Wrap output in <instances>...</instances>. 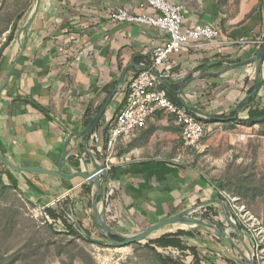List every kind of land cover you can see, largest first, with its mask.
Returning a JSON list of instances; mask_svg holds the SVG:
<instances>
[{"label":"crops","instance_id":"1","mask_svg":"<svg viewBox=\"0 0 264 264\" xmlns=\"http://www.w3.org/2000/svg\"><path fill=\"white\" fill-rule=\"evenodd\" d=\"M170 1L184 6L185 28L209 24L219 31L222 42L251 43L217 44L173 55L164 67L156 68L165 75L162 88L172 101L198 114L219 141L246 145L262 140L264 61L259 53L264 43V0ZM117 8L154 12L146 0H41L21 37L23 52L9 85L0 95V153L16 167L57 173L67 152L62 170L66 175L91 174L97 165H105L107 172L110 165L114 171L107 172L104 193L113 188L114 195L106 203L98 201V209L122 237L211 205L219 207L227 220L230 216L219 202L223 197L199 162L209 148V134L184 150L176 117L157 112L132 137L120 139L113 157H108L105 131L124 108L129 83L144 65H152L155 49L168 40L167 33L156 27L110 21ZM20 53L17 37L5 52L2 72ZM2 72L0 84L8 74ZM252 88L254 100L249 102ZM109 99L97 129L84 133L88 114L102 109ZM255 114L259 120L247 123ZM10 178L36 206L69 196L76 219L91 231L99 226L89 207L94 189L92 195L84 192L90 184L85 178L13 170Z\"/></svg>","mask_w":264,"mask_h":264},{"label":"rangeland","instance_id":"2","mask_svg":"<svg viewBox=\"0 0 264 264\" xmlns=\"http://www.w3.org/2000/svg\"><path fill=\"white\" fill-rule=\"evenodd\" d=\"M35 4L36 1L34 2V0H0V32L9 29L8 32L0 35V44L6 41L13 23L17 21V17L29 11L30 6H32V13ZM26 19L27 14H25V17L19 24L21 29L29 18ZM7 68L8 66L6 70ZM207 139L209 140V148H206L205 152L200 154L199 162L211 180L219 184L222 180H227L231 176L236 175L238 168H240V171L247 175H252L254 183L262 187L258 188L259 190L256 193L258 195L256 197L250 195L242 202V204L246 205L255 220H245L243 222L234 216H230L226 220L223 218V213L221 212L213 222L203 219L207 225L214 224L215 228L200 224L177 223L158 230L154 235L175 232L178 229L195 230V239L188 240V244L198 249L202 264H228L227 258H238L239 252L235 246L246 256L251 252L256 262L264 264V142L258 138L246 145L240 142L231 144L229 138V140L219 141L213 133L209 134ZM220 194L223 199V194L235 196L228 190L220 191ZM15 195L1 197L0 205H6L12 209L15 207L16 209L21 208L25 220H20L18 217L11 215L7 217L1 215L0 253L6 251L11 254L16 250L26 247L31 237L37 243L41 240V237H44L42 235H35L36 233L34 234L30 229L32 228L30 220L35 219L40 222L44 216L41 213V207L31 205L18 194L15 193ZM204 211V207H199L193 210L188 217L200 220ZM11 217H14V227H17V230H11L2 234L3 224ZM238 224L243 225V234L240 238L235 236L232 238ZM99 228L100 226H97L92 231V234L94 239L103 240L99 234ZM220 232H223V234ZM132 235H123V237ZM55 239L59 244H65L72 237L65 238L58 236ZM104 242L108 243V240H104ZM133 245L117 248L97 243L90 244L77 239L76 243L72 244L70 249L63 252L61 256H58L57 252H51L47 254L48 256L43 262L44 264H160L149 250L143 246ZM42 251V253L45 252L44 250ZM177 257H181L187 264L193 262V255L190 253L181 254Z\"/></svg>","mask_w":264,"mask_h":264},{"label":"built area","instance_id":"3","mask_svg":"<svg viewBox=\"0 0 264 264\" xmlns=\"http://www.w3.org/2000/svg\"><path fill=\"white\" fill-rule=\"evenodd\" d=\"M146 2L154 10L153 13L136 14L124 8H117L109 15L110 21L114 23L156 27L168 35L166 43L155 49L152 65L150 67L144 65L141 72L132 78L127 87L126 104L108 129L106 149L109 158L113 157L117 142L120 139L132 137L138 130L145 127L157 112L176 117L181 126L184 150L199 145L210 133L202 118L184 103L178 104L172 101L166 90L162 88V82L152 71L158 67H164L173 55H181L198 48L217 44L227 43L245 46L251 43L246 39L222 42L219 40V31L209 24L185 28L184 6L181 4H174L170 0H146ZM159 74L162 79L165 77L163 71ZM262 140L264 141V136H262ZM110 170L111 166L106 165V171L109 172ZM113 195L114 189L112 188L102 199L106 203ZM223 196L229 208L230 216H234L243 222L254 219L246 205L242 204L237 197L229 194H223ZM60 200L56 199L41 207L42 215H45L44 211L47 207L56 206ZM159 251L174 256L181 255V252L174 248L159 249ZM253 259L255 261V257Z\"/></svg>","mask_w":264,"mask_h":264},{"label":"trees","instance_id":"4","mask_svg":"<svg viewBox=\"0 0 264 264\" xmlns=\"http://www.w3.org/2000/svg\"><path fill=\"white\" fill-rule=\"evenodd\" d=\"M36 0H34L35 2ZM32 6L29 7V11L26 13L20 14L17 17V21H15L10 29V33L7 36L6 41L3 44H0V73L5 70V64H6V57L5 52L10 47V45L16 41L18 37V33L21 30L19 27V24L21 20L25 17V14H27V19L29 18V15L31 13ZM26 19V20H27ZM9 29L3 30L0 32L1 34H4L8 32ZM9 68H7L8 72ZM137 70V69H136ZM1 85V84H0ZM9 84H7L6 89ZM164 89H166L163 86ZM113 91V90H112ZM112 91L110 92V95L112 94ZM254 92V88L250 89V94ZM254 95L249 98V102L254 100ZM178 103V102H177ZM179 104V103H178ZM38 106L37 104H35ZM101 108H97L94 112H90L88 114V118L85 121V127L89 125V123L92 121L94 116L99 112ZM262 117H264V113L261 114ZM259 115H251L247 121V123L253 124L256 123L259 120ZM234 120H238L235 118ZM246 122V121H241ZM106 137L108 139V128H106ZM88 134L83 135L84 138H86ZM107 143V140H106ZM70 146H68V149ZM87 151L88 146H87ZM68 160V157L66 158ZM114 169L111 168L109 173L112 175ZM12 170H10L8 167H6L1 161H0V198L1 197H9V196H16L18 194L21 196V198L25 199L27 202H29L31 205H35L31 203L26 197L24 196V191L19 188L18 185L14 184L10 178V173ZM235 179L234 181H232ZM228 180V181H227ZM227 180H222L219 184H215L217 189L219 191L228 190L235 195L234 197L238 196L237 198L242 203L243 200L247 199L250 195L253 197H256L258 194L257 190L258 188H262L254 183V179L252 175H247L246 173L240 171V168H238L236 175L233 177L231 176ZM227 181V182H226ZM262 186V185H261ZM94 189L93 198L90 199L89 207L93 208V203L96 199L98 189L97 186L94 183L89 184L88 188H84V192L88 195H92ZM106 193H104L105 195ZM223 201H225L223 198H221ZM98 199V201H100ZM36 206V205H35ZM205 211L202 213L201 217L204 220L213 222L214 219L221 214V210L219 207H215L214 205L211 206H205ZM45 215L42 217L40 222L36 221L35 219L30 220L31 222V231L34 232L35 235H42L44 237H41V240L37 243L34 242V238H30V242L27 244L26 247L16 250L13 253L9 254L8 252L4 251L0 253V264H44L45 258H47V254L51 252H57L56 254L58 256H61L63 252L70 249L72 244L76 243L77 239H80L86 243H97L99 245H107L110 246V241L114 242H121L123 241V237L121 235H118L116 233L110 234L109 237L106 236L101 228H99V234L101 235L103 240L94 239L92 231L84 225L82 221H79L75 217V211H74V203L72 199L69 196L64 197L62 200H60L56 206L47 207L44 211ZM1 215H4L5 217L11 215L14 217H18L20 220L25 218L23 217V213L21 211V208L14 209L7 207L6 205H0V220ZM14 217H11L8 219L6 223L2 226V234L6 232H10L11 230H17V227L15 226ZM40 223V224H39ZM17 225V224H16ZM12 228V229H11ZM243 225L238 224L237 228L234 230V235L232 238L238 237L240 238L243 234ZM0 230H1V221H0ZM157 231H155L150 237L146 238L145 240L138 242L134 244L133 246H143L145 249L149 250L156 260L160 264H187L181 257L174 256L172 254H165L159 251V249H168V248H174L181 252V254H187L190 253L193 255V262L191 264H202V260L200 259V254L198 252V249L196 247L190 246L188 244V240L195 239L196 231L193 229L190 230H184V229H178L175 232H166L161 235H154ZM30 235V234H29ZM65 237L68 238L69 236L72 237L70 241H67V243L62 244L56 241L55 237ZM222 239V238H221ZM104 240H108V243H105ZM97 241V242H95ZM1 242V241H0ZM47 242L45 245L44 243ZM143 242H145L143 244ZM62 244V245H61ZM61 245V246H60ZM44 250L45 252L42 253ZM42 251V252H41ZM69 253V252H68ZM43 262V263H42ZM228 264H247L243 258L238 253V258L231 259L227 258ZM255 264L256 261H255Z\"/></svg>","mask_w":264,"mask_h":264},{"label":"water","instance_id":"5","mask_svg":"<svg viewBox=\"0 0 264 264\" xmlns=\"http://www.w3.org/2000/svg\"><path fill=\"white\" fill-rule=\"evenodd\" d=\"M41 0H36V4L35 7L29 17V19L27 20V22L25 23V25L23 26V28L21 29L19 35H18V42L21 48V53L20 55L15 59L14 63L12 64V66L10 67L8 74L5 78V80L3 81V83L0 85V95L3 93V91L5 90L7 84L9 83V80L12 77V73L14 70V67L16 65V63L19 61L20 56L23 52V46L21 43V37L23 35V33L27 30V28L30 26V24L32 23V21L34 20L39 6H40ZM259 58H261V62L264 61V43L263 46L260 50L259 53ZM134 66V64L129 65L123 72L122 76L120 77V85H122L124 83L125 77L127 75V73L131 70V68ZM153 74L163 83L165 84V81L161 78L160 74L156 71L153 70L152 71ZM109 101L102 107V109L99 111V113L95 116V118L92 120V122L88 125V127L84 130V133H88L89 135H91L98 126V123L100 122L107 105L109 104ZM69 143H67L68 146ZM66 157H67V152L64 153L63 156V160H62V164L61 167L59 169V171L57 173L55 172H49L47 170L44 169H39V168H21V167H16L11 161H9L3 154L0 153V161L9 169L13 170V171H27V172H32V173H50V174H54L57 175L63 179H67V180H71L74 177L80 176L85 178L86 180L90 181L91 183H94L97 186L98 189V193L96 196V199L93 203V211H94V215H95V219L97 224L100 226L101 230L103 231V233L109 237L110 234H114V230L109 226V224L102 218V216L100 215L99 209H98V199H102L104 196V183L106 182V180L108 179V173L105 172V165H97L96 166V170L95 172L91 173V174H86V173H79L76 175H66L63 173V165L66 161ZM103 175V180L99 179V176ZM226 212L227 217L230 216V211L228 206L226 205L225 202L223 201H219ZM177 223H186V224H200L203 226H209L212 228H215L214 224H209L207 225L203 219L200 220H195L191 217H187V213H181L179 215L170 217L164 221H161L157 224L151 225L148 228L144 229L143 231L133 235V236H128V237H123V241L121 242H114V241H110V245L113 247H117V248H123V247H128L131 246L133 244H136L138 242H141L143 240H145L146 238L150 237L155 231H158L162 228H165L167 226L173 225V224H177ZM221 234H223V232H220ZM97 242V241H95ZM235 248L238 250V252L241 254L243 260L247 263V264H255V261L253 259V256L251 254V252H249V255L246 256L237 246H235Z\"/></svg>","mask_w":264,"mask_h":264}]
</instances>
